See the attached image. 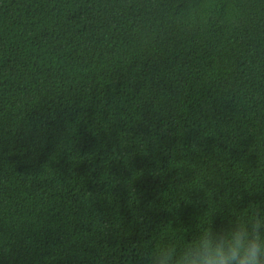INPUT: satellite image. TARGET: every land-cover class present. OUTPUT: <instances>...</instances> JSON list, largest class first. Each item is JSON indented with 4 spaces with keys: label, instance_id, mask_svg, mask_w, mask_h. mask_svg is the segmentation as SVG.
I'll return each mask as SVG.
<instances>
[{
    "label": "trees",
    "instance_id": "trees-1",
    "mask_svg": "<svg viewBox=\"0 0 264 264\" xmlns=\"http://www.w3.org/2000/svg\"><path fill=\"white\" fill-rule=\"evenodd\" d=\"M0 264H264V0H0Z\"/></svg>",
    "mask_w": 264,
    "mask_h": 264
}]
</instances>
